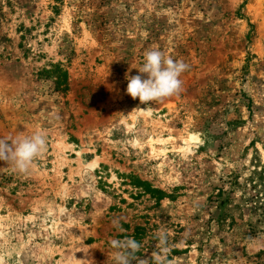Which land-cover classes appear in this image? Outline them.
Masks as SVG:
<instances>
[{
  "label": "rangeland",
  "instance_id": "1",
  "mask_svg": "<svg viewBox=\"0 0 264 264\" xmlns=\"http://www.w3.org/2000/svg\"><path fill=\"white\" fill-rule=\"evenodd\" d=\"M154 49L189 67L145 105ZM38 131L27 174L0 161V264L130 237L133 264H264V0H0V138Z\"/></svg>",
  "mask_w": 264,
  "mask_h": 264
},
{
  "label": "clouds",
  "instance_id": "2",
  "mask_svg": "<svg viewBox=\"0 0 264 264\" xmlns=\"http://www.w3.org/2000/svg\"><path fill=\"white\" fill-rule=\"evenodd\" d=\"M188 67L183 61L165 58L159 50L148 51L145 53L142 67L138 69L140 74L126 75V93L134 100L138 98L141 104L145 105L178 95L182 89L181 74ZM141 74H146V78ZM46 146L47 136L43 131L30 136L0 138V161L6 162L18 173L27 174ZM110 245L116 250L114 264H133L135 254L141 248L140 242L131 237L124 240L113 239ZM71 260L76 264H94L93 260L77 259L76 255L72 256Z\"/></svg>",
  "mask_w": 264,
  "mask_h": 264
},
{
  "label": "trees",
  "instance_id": "3",
  "mask_svg": "<svg viewBox=\"0 0 264 264\" xmlns=\"http://www.w3.org/2000/svg\"><path fill=\"white\" fill-rule=\"evenodd\" d=\"M57 71L59 70L58 67H56ZM60 73L56 76V83L58 86L65 85L67 74L65 71H59Z\"/></svg>",
  "mask_w": 264,
  "mask_h": 264
}]
</instances>
